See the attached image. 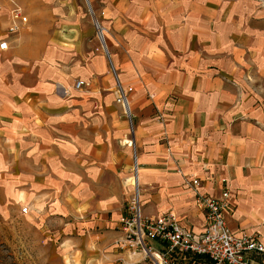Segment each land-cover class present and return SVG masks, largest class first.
Listing matches in <instances>:
<instances>
[{
    "label": "crops",
    "instance_id": "crops-1",
    "mask_svg": "<svg viewBox=\"0 0 264 264\" xmlns=\"http://www.w3.org/2000/svg\"><path fill=\"white\" fill-rule=\"evenodd\" d=\"M17 1L0 0V212L24 201L66 264L136 259L119 249L136 163L146 215L172 211L199 231L188 178L209 195L225 178L228 225L264 244V0H96L108 55L70 23L68 67L64 29L42 22L51 0ZM14 4L27 22L6 32ZM254 257L264 264V251Z\"/></svg>",
    "mask_w": 264,
    "mask_h": 264
},
{
    "label": "built area",
    "instance_id": "built-area-1",
    "mask_svg": "<svg viewBox=\"0 0 264 264\" xmlns=\"http://www.w3.org/2000/svg\"><path fill=\"white\" fill-rule=\"evenodd\" d=\"M91 12V9H89ZM97 38L101 26L96 18ZM11 24L8 32L17 30L18 22H27V16L17 4L10 11ZM101 33V32H100ZM99 40V38H98ZM101 47L108 55L104 42L99 40ZM6 38L0 40V50L8 49ZM110 69L115 79V102L121 107L130 129L132 130V112L126 90L110 63ZM86 82L83 79L74 81V87L80 88ZM133 173L137 174V165ZM223 189L217 195H209L199 190L201 181L198 177L188 178V183L194 189L195 205L203 211L205 222L199 231L180 223L172 211L156 216L142 213L140 204L139 185L132 184L133 192L130 195L126 210L121 215L119 223L125 234L126 245L121 248H130L132 253H140L139 260H121L116 264H184L180 255L191 259L190 264H262L254 257L264 251L261 236L256 232L235 231L227 223L226 215L231 208L227 180L221 179ZM21 213H27L28 207H21ZM148 240H155L158 247L151 245Z\"/></svg>",
    "mask_w": 264,
    "mask_h": 264
},
{
    "label": "rangeland",
    "instance_id": "rangeland-1",
    "mask_svg": "<svg viewBox=\"0 0 264 264\" xmlns=\"http://www.w3.org/2000/svg\"><path fill=\"white\" fill-rule=\"evenodd\" d=\"M14 1L18 3L17 0ZM95 1L88 0L89 5L86 0L48 1V3L51 2L52 10L56 11L57 9V12L42 17V22H47L49 25L58 27L61 30L64 29V33L60 37L62 47L57 49L60 55L58 59L60 67L61 65L68 67V63L70 64V23L76 25L75 31L77 33L91 35V37L97 39L100 47L99 40L106 45V36L108 32L110 33V30L102 22L104 12ZM89 9H91V12L93 11V17L105 28L104 40L99 33V40L97 38V31ZM72 20L74 22H71ZM128 181L130 182V179ZM23 206H26L24 201L17 204L9 201L4 204V209L0 212V264H66L67 256H62L57 251V244L51 238L52 236L48 232L39 229L37 224L33 223L27 215H24L26 213H21L20 210ZM142 213L146 215L144 207H142ZM148 242L154 247L159 246V243L154 240H148ZM119 249L122 250L123 248L120 247ZM138 254L139 257L133 260L141 258V254ZM121 260L129 259L119 257L116 261L120 262Z\"/></svg>",
    "mask_w": 264,
    "mask_h": 264
},
{
    "label": "bare ground",
    "instance_id": "bare-ground-1",
    "mask_svg": "<svg viewBox=\"0 0 264 264\" xmlns=\"http://www.w3.org/2000/svg\"><path fill=\"white\" fill-rule=\"evenodd\" d=\"M104 30H105V28L102 27L101 30H100L101 33L99 32V35L103 38V40H104ZM135 164H136V163H135ZM134 167H135V166H134ZM131 179H132V184L139 185L137 174L135 175V174L133 173V175L131 176Z\"/></svg>",
    "mask_w": 264,
    "mask_h": 264
},
{
    "label": "water",
    "instance_id": "water-1",
    "mask_svg": "<svg viewBox=\"0 0 264 264\" xmlns=\"http://www.w3.org/2000/svg\"><path fill=\"white\" fill-rule=\"evenodd\" d=\"M87 1V3H88V0H86ZM88 5H89V3H88Z\"/></svg>",
    "mask_w": 264,
    "mask_h": 264
}]
</instances>
